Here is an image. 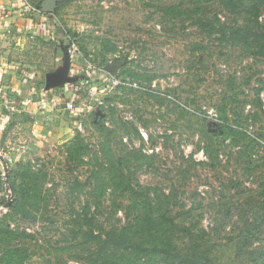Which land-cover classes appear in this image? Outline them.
Instances as JSON below:
<instances>
[{"label": "rangeland", "instance_id": "374dc122", "mask_svg": "<svg viewBox=\"0 0 264 264\" xmlns=\"http://www.w3.org/2000/svg\"><path fill=\"white\" fill-rule=\"evenodd\" d=\"M54 2L55 12L48 17L58 24L57 34L54 23L45 21L42 13L22 12L38 29L45 24L49 32H7L6 45H0L20 82L25 77L26 83L45 80L70 58V81L47 89L55 110L37 111L45 118L39 127L34 128V120L28 117L33 109L23 112L0 104V127L5 128L0 141L4 184L0 198L7 203L0 206V223L17 231L14 242L28 249V264L85 262L80 249L73 248L67 222L71 207L80 209L85 204L86 195L79 194L74 182L85 183L91 167L73 160L67 151L78 132L96 149L100 138L92 115L121 128L117 144L135 149L140 160L135 170L142 185L172 197L178 220L192 222L203 231L198 241L215 264H264V200L260 196L264 108L261 112L256 105L259 99L264 105V57L202 31L194 19L164 17L162 8L179 4L192 18L206 16L212 23L219 19L229 26L236 19L212 0L200 4L196 0ZM197 44L203 49L196 50ZM108 48L114 51L106 53ZM120 60L125 62L116 76L104 70ZM128 70L156 78L149 85L146 79H133ZM101 79L107 80L106 85ZM39 89L32 94L33 102L43 99ZM63 94L77 100L75 105L81 108L77 115L65 109ZM224 111L232 136L223 145L220 161L212 166L201 149L204 133L223 122ZM19 158L47 174L44 207L35 216L23 217L8 207L14 201L8 170ZM101 200L104 225L123 226L129 217L128 202L118 203L110 193Z\"/></svg>", "mask_w": 264, "mask_h": 264}, {"label": "trees", "instance_id": "16d2710c", "mask_svg": "<svg viewBox=\"0 0 264 264\" xmlns=\"http://www.w3.org/2000/svg\"><path fill=\"white\" fill-rule=\"evenodd\" d=\"M29 1L42 11L45 0ZM203 1L207 0H196V3ZM212 1L236 19L233 26L219 19L216 20L217 23H212L206 16L192 18V14L179 4L162 8L163 16L174 20L184 19L186 22L194 19L195 25L202 31L211 35L218 34L222 40L241 46L255 57H264V0ZM42 15L51 16L45 12ZM48 18L49 21H54ZM53 23L54 34H57L58 24ZM51 37L52 35L47 39L51 40ZM198 49L202 50L203 46L197 44L196 50ZM113 51L108 48L106 53ZM127 74L136 80L146 79L149 85L156 78L135 70H128ZM101 82L107 80L101 79ZM42 83L44 78L39 82ZM71 98L66 96L64 101ZM74 102L76 104L77 100ZM256 105L263 112L264 105L260 99ZM228 116L224 111L223 122L216 128H206L204 133L206 141L201 149L212 166L220 161L223 145L232 136V127L227 124ZM255 116L258 117V114ZM9 123L12 125L14 121ZM92 123L100 138L96 149L93 150L90 143L84 142L82 134L78 132L67 151L73 160L91 167L90 176L85 183L79 179L74 182L73 187L79 194L85 193V204L80 209L73 205L67 222L73 248L80 249L82 259L85 260L83 264H215L212 255L198 241L202 238L200 233L203 231L192 222L178 220L174 214L172 197L170 199L168 195H160L155 188L142 185L135 170V165L140 161L135 156V149L123 148L117 144L121 128L117 129L114 122L108 124L105 118L95 115H92ZM4 133L5 128L0 127V140ZM8 171V185L14 194L9 210L23 217L40 213L44 207L43 189L47 174L43 170H33L31 163L24 164L21 158ZM3 186V180H0L2 189ZM108 193L116 197L118 203L128 202L129 217L121 227L107 228L100 219L101 199ZM260 196L264 200V180L260 185ZM5 204L7 203L0 198V206ZM2 224L0 223V264H28L31 257L28 249L14 242L18 237L17 231L10 230L9 227L5 229ZM20 235L32 237L26 232ZM76 261L82 260L77 258Z\"/></svg>", "mask_w": 264, "mask_h": 264}, {"label": "crops", "instance_id": "0c3cea01", "mask_svg": "<svg viewBox=\"0 0 264 264\" xmlns=\"http://www.w3.org/2000/svg\"><path fill=\"white\" fill-rule=\"evenodd\" d=\"M17 4H18V0H0V45L1 46L6 45L7 40L5 37L6 36L5 33L7 32H13L18 30V31H24L25 33H32L38 29V25L34 26L33 23L34 20L32 21V19L23 17L24 15H22V11L18 9ZM43 17H45V21L49 20L48 17L46 16ZM3 53L5 52L4 51L0 52V104H3L4 107L6 108L18 109L19 107L23 109V112H25L27 108L33 109V111L29 113L30 116L28 117L31 118V120H34V123L33 121L31 122L33 123V125H35L33 127L37 128L39 127V125H41L42 121L45 119L44 117L42 118V116H39L37 113L40 111L41 114H44L52 110H55L52 108V105L49 103V100L47 99L45 100L38 99L36 102H33V100H31L34 97L32 94L35 93V90H38V88H40L39 90L41 92L43 88H45V86L42 87V84H39L42 78L38 79L36 82L26 83V80L28 79L25 77V79H23L20 82L18 79L19 75H17L16 68L10 67L12 65L9 63L10 59L7 56L5 57ZM55 112L58 113L59 111H55ZM2 145L0 142V150H2L1 149Z\"/></svg>", "mask_w": 264, "mask_h": 264}, {"label": "water", "instance_id": "95a60500", "mask_svg": "<svg viewBox=\"0 0 264 264\" xmlns=\"http://www.w3.org/2000/svg\"><path fill=\"white\" fill-rule=\"evenodd\" d=\"M55 8H56V3L54 2V0H45V2L42 5V11L49 14H53L55 12ZM124 62H125L124 60L115 61L111 64H108L104 68V70L108 71L111 68L113 67L115 68L117 66L113 71V76H116L117 70L124 64ZM69 70H70V58L67 57L66 62L61 69L45 77L44 80L45 88L51 89L53 87H59L63 85V83L70 81V79L67 77Z\"/></svg>", "mask_w": 264, "mask_h": 264}, {"label": "built area", "instance_id": "2783aa9c", "mask_svg": "<svg viewBox=\"0 0 264 264\" xmlns=\"http://www.w3.org/2000/svg\"><path fill=\"white\" fill-rule=\"evenodd\" d=\"M17 7H18L19 10H21L24 13H27L28 15H30V13L31 14L32 13L35 14L36 12L42 13L41 10H38V9L33 8L28 3L27 0H18ZM44 26H45V24L40 29L35 30L36 32H39V33H36V32L35 33L36 34H40V33L45 34V33H48L49 31H46ZM41 96H42L43 100H45V99L49 100V98H47V89L46 88H43V90L41 91ZM74 100H75L74 98L68 99L66 101L63 100L62 103L64 102V107H65L66 110L70 111V113L73 114V115H77V111H78L79 107H77L75 105ZM12 109H14V108H12Z\"/></svg>", "mask_w": 264, "mask_h": 264}, {"label": "flooded vegetation", "instance_id": "af4514ba", "mask_svg": "<svg viewBox=\"0 0 264 264\" xmlns=\"http://www.w3.org/2000/svg\"><path fill=\"white\" fill-rule=\"evenodd\" d=\"M116 67H117V66H116ZM116 67H115V68H116ZM115 68H114V67L111 68L110 70L107 71V73H108V72L113 73V71L115 70Z\"/></svg>", "mask_w": 264, "mask_h": 264}]
</instances>
